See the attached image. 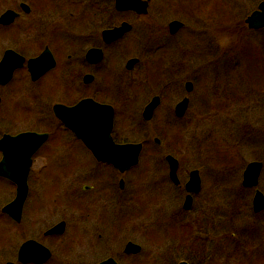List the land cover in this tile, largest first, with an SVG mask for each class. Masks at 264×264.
I'll list each match as a JSON object with an SVG mask.
<instances>
[{
  "label": "flooded vegetation",
  "instance_id": "1",
  "mask_svg": "<svg viewBox=\"0 0 264 264\" xmlns=\"http://www.w3.org/2000/svg\"><path fill=\"white\" fill-rule=\"evenodd\" d=\"M105 1L106 0H99L94 3L96 5V12L94 13L95 17L87 20L83 27L85 33L84 37H79L78 40H76L74 35L77 27L74 20H72L75 13L73 12L74 7L71 0H39L35 2H28L26 0H0V4H3L0 8H4V10L0 11V36L8 41H20V44L21 40H24L23 43L26 44L25 41L29 37L34 40V48H36V53L29 56L23 51L27 48L25 45H21V48L19 47V49L6 48L3 51L1 59L4 58L8 51H13L20 56L24 62L22 67H18L13 71L9 82L0 85L1 91L3 88L10 85L19 73L23 75L22 80H16L15 83L16 88L14 89V93H18V90H21L22 94L17 97V102H10L7 108L0 107V128L3 126L8 127L0 129V142L6 136L16 138L26 133H36L40 135L46 134L48 136L46 141L32 156V165L28 171L29 174L27 178L28 194L26 200L23 202L22 210L20 212V222H17L10 214L4 211V209L16 199L17 185L13 183L11 179L0 176V183L5 185L2 189L6 190L9 187L15 189L14 197L9 198L7 201L4 199L3 195L5 191L0 192V202L5 201L4 205L0 207V227H7V229L4 230V237L2 238L0 235V264H25L20 262L19 255L22 246L27 242H34L35 250L33 247L30 250H26L24 253L25 256L35 253L36 256L42 260L45 257L43 248L50 252L49 259L42 264H100L107 260H113L117 264H120L118 259L121 258V254L123 255V258H138L142 253V247L139 244L129 240L125 243L123 249L121 248L116 252L115 248L119 247L115 245L116 243L119 244V242L115 240V244H112L111 242L109 243L106 239L108 232L105 230H103L106 235L105 239L107 240L104 239L105 246L112 254L100 258L99 260L95 259L98 252L94 249L93 241L86 240L87 252L85 253L86 260H84V262L73 259L72 253L74 252L73 249L75 248V242L73 245H69L71 243L66 245L65 241H63V238L66 237L68 231L72 229L71 227L74 228L80 225H85L83 226V230H86L89 232L90 236H92L91 234H93V232L90 231V229H93L96 214L93 213L94 209L91 208L93 200L91 197H88L83 201L84 206L83 208H80L82 213L77 218L74 209L70 208V203L69 206H67L68 202L66 199H70L71 197H68L65 193L62 196L52 191L55 189V185L59 183V180L57 179L69 178L71 174H74L72 168L75 167L73 163L67 165H63V163H55V166L53 164L55 162V151H58L60 148L62 150L63 148L61 146L70 147L72 145L73 147L74 142H78L84 149L90 152L86 144L77 138L76 134L58 119L59 117L57 116L55 107L63 105L64 107L66 106V108H70L78 105L84 100H92L99 105L111 107L114 113L113 128L110 136L113 143L116 145L141 143L144 148V146L151 140V135H148V138L143 142L130 141L126 138L123 139L120 136V133L117 134L116 132V120L119 117V119H122L121 121H128L135 118L134 115L139 111H141V119L146 125H150L158 117L167 119L173 115L174 118L182 120L187 116L191 104L189 95L193 93L192 91H194V88L196 87V80L194 77L198 76L204 67L203 66L200 70L196 68L192 71L193 67L202 65V61H200V64L196 65L194 62L197 58V51L189 53L188 50L192 49H187L185 47L184 38L187 33L193 34L195 30L199 32H201V30H210L211 33H213L211 37L214 42H216L217 40L215 38L219 37V30L223 29V32H225L223 33V36L225 37L226 34L230 37H238L239 35L243 37H252L254 40L253 45L256 47L258 42L255 41V37L264 34V27L251 28L247 23L249 16L259 10V5L264 0L256 5V8L251 10V12L244 17L243 23L240 21L237 25V21L233 15L228 17L229 20L227 25L220 24V22H213V24H210V28L205 29L201 26H197L199 28H194L196 26H190L186 21L179 19V15H185L189 18L192 17L191 20H196V23H202V19H199L198 16H193L189 10L184 9L181 6L180 1L173 0V2L172 0H167V2L166 0H160L165 1L166 4L171 7L175 15L169 17L168 22H165L162 26L158 25L154 20L153 22H151V20L147 22L150 31L149 46H146L148 45V41H145V39L143 40V38L140 39L138 34L135 37L136 47L142 48V46H144L146 48H142L138 51L137 56L128 58L121 71L118 63L123 62L121 59L122 55L119 53H116L115 55H107L110 51H108V49H112L111 47H114L117 43H120L128 35L133 33L137 24L124 21L131 25V30L116 41L106 42L103 33L120 27L124 22L111 27H108L107 24L104 25L107 22L104 20L105 18L102 14L104 13V10L102 11L101 8L103 6L102 3ZM147 1L149 4L147 15H139L136 12L121 13L118 12L115 7L114 11L118 14H133L138 20L143 18L149 19L151 3L154 1ZM214 1L217 0H211V3ZM251 1L252 0H247L246 3H251ZM233 2L235 1L233 0ZM200 4L204 5L202 0ZM205 4L209 5V0H205ZM34 14H36V21H34L32 26L28 25V19ZM5 15H7V17L3 18ZM175 22L179 23L181 26H179V28L172 27V24ZM192 30H194V32H192ZM144 31L148 32L147 29H144ZM174 44L175 46H178V51H173L171 49V46H174ZM179 51H181V54ZM171 58L175 60L174 66H177L179 70L180 68L183 70L180 71L181 76L176 82L166 79L167 77H170L169 71H171V69L169 63H171ZM34 59L38 60L37 73L39 75L35 81L32 79L29 70V61ZM133 60L136 61L135 64L132 63L130 65L129 63ZM1 61L2 60H0V62ZM166 64H168L167 67ZM140 66L143 68L144 72L140 73L141 75L138 79L137 77L132 79L131 76L138 71ZM26 77L30 79L32 87H36L35 98L38 100L37 109H39V114L44 117L48 116L55 121V127L52 130L28 131L23 128L24 124H27V111L25 109H27V103H29L28 97H32L27 95V86H23L22 88L21 85L23 79H26ZM177 83L184 86L185 96L174 106V108H172V106L166 102V98L169 96L170 92L173 91V88L176 90L178 87ZM261 83V91L254 92L252 95L264 96V79ZM188 84H191L190 91L187 87ZM141 87H144L146 95L150 92L149 101L145 103V96V99L140 102V105L143 102L145 104L143 103L141 108H139V105L137 109L133 110L130 108L129 104H131V101H137L138 96L136 91L141 89ZM179 92L182 93L181 88ZM52 93L59 94L60 96L51 97ZM3 98L4 96L2 97L0 95V106L2 105V102H4ZM185 99L188 101L187 110L183 116H179L177 114V106ZM153 101H156V106L153 109L152 118L146 120L144 116L145 111ZM16 123L19 124V128H16ZM9 126L12 130H10ZM260 134V161H253L261 164V172L259 180H257L258 184L252 188L243 185L244 170H246L248 163L243 170L241 181L242 187L240 186V190H243L245 194H242L241 192L238 196L236 195L238 197L237 199L236 196L233 198L229 197V202H227L229 207L226 209L221 208L219 205V198H216L218 191L213 190H217L219 184V175L217 176L215 173L217 172L218 174V168H221V166L217 165L218 163L211 162L209 165L201 166L200 169H192L191 171H188L187 167L183 166V164H180L178 161L179 163L174 174L175 176L173 177L171 175V163H168L167 161L169 155H167L165 157L167 163H152V165L148 164L139 171L137 170V183H139L140 180L143 182V179L141 178L148 180L147 183L150 196L149 207L152 209L151 206L153 204L154 208L151 211H153V215H155V218L152 216L154 222L151 224V228L161 227V231H164L166 234H169L171 230L174 231V234H177L178 232L175 231L177 230L175 229V225L176 223L179 224V233L177 235L179 237L174 236V238H181L182 240H178H181V242L186 244V247L182 249L183 252H186V257L178 262L179 264L181 262H185V264H218V258L222 260L219 264H237L236 261L239 259L245 264H264V127L260 129ZM153 142L154 145L158 147L162 144V141L159 138H154ZM48 147L55 150L53 153L50 152V163H45L41 167H35L34 157L39 152H46ZM11 149L12 153H17L18 155L19 147H11ZM3 158V151L0 148V162L3 161ZM55 158H58V156L56 155ZM97 164L100 165L99 168H102L105 171V177L102 181L103 184H100L102 186L98 189V192L103 190H113L118 186L117 188L119 189L120 196L127 184V180L125 179L126 175L132 170H135L139 165L121 171L112 163ZM60 167L61 169H56ZM195 171L199 174L200 190L199 192H190L191 190L188 188V183L191 179V173ZM85 176H88L87 172L85 173ZM116 181H118L117 184ZM31 182L35 183V188L32 190L30 186ZM76 189V187L71 189L73 198L78 194ZM81 189L86 193L95 191L94 186L89 185H84ZM257 192H260L262 195L260 203L262 206L258 211L255 209L254 205ZM151 197L153 200H151ZM170 197L177 200L178 208H176L174 213H176L175 216H179V218H174L173 220L175 222L173 223L167 221L165 224H160L156 219V216H164L170 211V207L166 204L171 203L167 201ZM96 198L97 197H95V199ZM189 198L190 206L187 208L185 204H187ZM239 198L245 200L244 202H246L247 206L245 210L240 207L243 205V202L242 200H239ZM80 199L82 198L80 197ZM59 200L63 202L62 205L65 209L66 206L69 208L66 210L69 214H63L62 218L57 222H52L51 219L55 216L59 207ZM80 209L78 210L80 211ZM100 214L102 215V210L100 211ZM221 215H223V217H220ZM4 221H9L10 225H6ZM77 222L79 223L78 225L76 224ZM11 224L21 227L20 234H12ZM45 226L46 229L44 230L43 227ZM112 228H114V225ZM109 232L111 234L113 229H110ZM116 232L117 231H115V233ZM117 234L122 235L119 232H117ZM7 235L10 238L12 235L14 242L7 240ZM152 236L156 238L154 232ZM215 237H220V240H223V243L228 246V253H226V255L223 254L225 255L224 257L206 255L208 254L207 248L210 246L208 244L213 242ZM44 240L50 241L52 244H45L43 243ZM130 243L138 245L141 248L140 252L137 254L127 253L125 248ZM54 244H56V246H54ZM187 245L191 247H187ZM12 246L16 247L14 253ZM31 246H33V244ZM53 247L60 249L61 255H56L57 251H55ZM239 254H243V257H240ZM12 257L15 258V262L10 261ZM26 264L35 263L29 262Z\"/></svg>",
  "mask_w": 264,
  "mask_h": 264
},
{
  "label": "rangeland",
  "instance_id": "2",
  "mask_svg": "<svg viewBox=\"0 0 264 264\" xmlns=\"http://www.w3.org/2000/svg\"><path fill=\"white\" fill-rule=\"evenodd\" d=\"M26 1L35 2L39 0ZM71 1L73 2V12L75 13L72 20H74L77 27L74 36L76 40H78L79 37L83 38L85 35L83 31L84 24H86L88 19L90 20V18L92 19L95 17L96 5L94 3L99 0ZM153 1L154 2L151 3L149 19L143 18L139 20L133 14L116 13L114 11L113 0H106L102 3L103 6L101 9L102 11L104 10L102 14L105 18L104 20L107 22L105 24L103 23L104 25L107 24L108 27H111L124 21L137 24L133 33L128 35L120 43H117L114 47H111L112 49H108V51H110L107 55H115L116 53L122 55L121 59L123 62L118 63L121 71L128 58L137 56L138 51L142 48H146L144 46H142V48L136 47L135 37L138 34L140 39L143 38V40L145 39V41H148V45L146 46H149L150 31L147 22L150 20L153 22L154 20L158 25L162 26L165 22H168L169 17L175 15L171 7H169L165 1ZM177 1H180L181 6L189 10L193 16H198L199 19H202V23H196V20H191L192 17L189 18L185 15H179V19L186 21L190 26H196L194 28H199L201 26L205 29L210 28V24H213V22H220V24L227 25L229 20L228 17L233 15L237 21V25L240 21L243 23L244 17L247 16L251 10L255 9L256 5L263 0H252L251 3H246L247 0H234L235 2H233V0H217L211 3V0H209V5L205 4V0H202L204 5L200 4L201 0ZM0 6H3V4H0ZM1 10H4V8L1 7L0 11ZM34 21H36V14L28 19L27 24L32 26ZM144 29H147L148 32H145ZM219 31V37L215 35L216 42L212 39L211 35H213V33H211L210 30H201V32L196 30L194 32V30H192L194 33H187L184 38L185 47L187 49H192L188 50L189 53L197 51V58L194 63L198 65L200 61H202V65L193 67L192 71L196 68L200 70L204 66L198 76L194 77L197 88L195 87L194 91H192L193 93L189 95L191 104L188 114L184 119L178 120L174 118L173 115L167 119L158 117L153 123L146 125L143 123L140 115L141 111H139L134 115L135 118L128 121H121L122 119H119V117L116 120V132L117 134L120 133L123 139L126 138L130 141L143 142L148 138V135H151V140L144 146L140 155L139 165L135 170H132L126 175L125 179L127 180V184L121 196L119 195L118 186L113 190L98 192V189L102 186L100 184H103L102 181L105 177V171L99 168L100 165L97 164L98 162L92 154L84 149L78 142H74L73 147L72 145L70 147L61 146L63 149L61 150L60 148L58 151L48 147L46 149L48 152H39L34 157L35 167H41L45 163H50L51 153L55 151L54 165L55 163H63V165L73 163L75 165V167L72 168L74 174H71L70 177L66 179H57L59 183L55 185V189L52 191L62 196L65 193V195L71 197L70 199H66L68 202L67 206H69L70 203V208L74 209L77 218L82 213L80 208L84 206L83 201L88 197L93 199L91 208L94 209L93 213L96 214V219H94L93 229H90V231L93 232V234H91L92 236H90L89 232L83 230V226L85 225H80L74 228L71 227L72 229H70L66 237L63 238L66 245L69 243H71L69 245H73L75 242L74 252L72 253L73 259L80 262L86 260V240L93 241L94 249L98 252L95 257L96 260L112 254L105 246L106 239L112 244H115V240L119 242V244L116 243L115 245L119 247L115 248L116 252L121 248L123 249L125 243L129 240L142 247V253L138 258H123L121 254V258L118 259L120 264H179L178 262L185 259L186 252H183L182 249L186 247V244L181 242V238H174V236L179 237L177 236L179 233V224L176 223L175 225V229H177L175 231L178 232L177 234H174L173 230H171L169 234H166L164 231H161V227L151 228L155 215H153V211H151L154 208L153 204L151 206L152 209L149 207L150 196L147 183L148 180L141 178L143 182H141V180L139 183L136 182V179H138V171L141 168L146 167L148 164L152 165V163H167L165 161L167 155L175 157L180 164L187 167L188 171L200 169L201 166L209 165L211 162L218 163L217 165L221 166V168H218V174L217 172L215 173L217 176L219 175V184L217 190H213L218 191L216 198H219V205L221 208L226 209L229 207V205H227L229 197L233 198L236 195L238 196L241 192L245 194L243 190H240L243 170L248 163L260 161L261 157L260 129L264 127V96L252 94L261 91V82L264 79V34L255 37V41L258 42L256 47L253 45L254 40L252 37H243L241 35L238 37H230L228 34H226L225 37L223 36V33H225L223 29ZM80 40L83 41L82 39ZM23 42L24 40H21V44L20 41H8L0 36V60L6 48L19 49L21 45L27 47L26 50L23 51H25L28 56L36 53L34 40L28 37L25 41L26 44ZM171 49L173 51H178V46L174 44V46H171ZM179 53L181 54V51H179ZM201 53L203 54L199 56ZM174 61L175 60L171 58V63H169L171 69V71H169L170 77L166 79L176 82L181 76L180 71L183 70L181 68L179 70L177 66H174ZM167 66L168 64H166V67ZM143 72V68L140 66L138 71L133 74L131 78L134 79L137 77L138 79L141 75L140 73ZM22 76L23 75L19 73L10 85L0 91V95L2 97L4 96V102H2L1 108H7L10 102L16 103L17 97L22 95L21 90H18V93H14L16 80H22ZM21 85L22 88L23 86H27V95L32 96L31 98L28 97L29 103H27V109H25L27 111V124L25 123L23 128L28 131L52 130L55 127L54 119L48 116H41L39 114V109H37L38 100L35 98L36 87H32V83H30L28 77L23 79ZM177 86L176 90L173 88V91L170 92L169 96L166 98V102L170 104L172 108H174L185 96L184 86L180 83H177ZM180 88L182 93L179 92ZM136 92L138 96L137 101H131V104H129L130 108L133 110L138 108L140 102L145 99V96V103L149 101L150 97V92L146 95L144 87H141V89ZM54 96L59 97L60 95L52 93L51 97ZM143 103L139 108L142 107ZM16 124V128H19V124ZM5 128L8 127L3 126L0 129ZM10 130H12L11 127ZM154 138H159L162 141L160 147L154 145ZM56 155L58 158H55ZM56 169H61V167ZM86 172L88 176H85ZM117 183L118 181H116V184ZM84 185L94 186L95 191L89 193L84 192L81 189ZM30 186L31 190L34 189L35 183L31 182ZM4 187L5 185L0 183V192L5 191L3 195L4 199L7 201L9 198L14 197L15 189L8 186L9 188L4 190L2 189ZM74 187L77 188L78 194L73 198L71 189ZM237 196L236 199L238 198ZM80 197L82 199H80ZM95 197L97 198L95 199ZM240 198L239 200L243 202V205L240 207L245 210L247 207L246 202ZM151 200H153L152 197ZM167 201L171 202L169 204L165 201L167 206L170 207V211L164 216H156L160 224H165L167 221L173 223L175 222L173 220L174 218H179V216H175L176 213H174L176 208H178L177 200L170 197ZM4 203L5 201L0 202V207H2ZM62 204L63 202L59 200V207L55 216L51 219L52 222H57L62 218L63 214H69V212L66 211L68 207L66 206L65 209ZM78 209H80V211ZM101 210L102 215L100 214ZM220 217H223V215ZM4 223L10 225L9 221H4ZM76 224L78 225L79 223L77 222ZM11 225L12 234H20L21 227L18 225ZM113 225L114 228H112ZM5 229H7V227H0V235L2 238L4 237ZM43 229L45 230L46 226L43 227ZM110 229H113L111 234L109 232ZM103 230L108 232L106 239ZM115 231L122 235L117 234V232L115 233ZM153 232L156 238L152 236ZM6 239L14 242L12 235L11 238L7 235ZM178 239L181 240L179 241ZM43 243L52 244V242L47 240H44ZM189 245H187V247H191ZM208 245L210 246L207 248L208 254L206 255L224 257L226 253H228V246L223 243V240H220V237H215L213 242ZM54 246H56V244H54ZM53 248L57 251L56 255H61L60 249L57 247ZM15 249L16 247L12 246L13 253ZM239 255L243 257V254ZM10 261L15 262V258L12 257ZM221 261L220 258L217 259L218 264ZM236 263L245 264L240 261V259L237 260Z\"/></svg>",
  "mask_w": 264,
  "mask_h": 264
},
{
  "label": "water",
  "instance_id": "3",
  "mask_svg": "<svg viewBox=\"0 0 264 264\" xmlns=\"http://www.w3.org/2000/svg\"><path fill=\"white\" fill-rule=\"evenodd\" d=\"M115 8L119 12H136L139 15L148 14V1L145 0H115ZM259 10L253 13L247 19V23L251 28L264 27V2L259 5ZM8 15V14H7ZM5 15L3 18L7 17ZM2 18V19H3ZM179 23L175 22L172 27L179 28ZM131 25L128 23H122L120 27L114 28L104 32V40L106 42H113L122 38L126 33L131 30ZM0 62V85H4L11 80L13 71L23 66L24 60L13 51H8L4 58ZM135 60L129 64H135ZM29 70L32 75V79L35 81L38 78V60L29 61ZM191 84H188V90H191ZM157 101V100H156ZM156 101L150 103L145 111V119L150 120L152 118L153 109L156 106ZM188 101L185 99L177 106V114L183 116L187 110ZM57 116L65 126L70 128L76 137L81 139L89 148L98 162L112 163L116 168L121 171L134 167L139 163V155L142 152V144H126L116 145L111 139V130L113 128L114 113L111 107L102 106L96 104L92 100H84L75 107L66 108L63 105L55 107ZM47 135H40L36 133L22 134L16 138H10L6 136L0 142V148L3 151V161L0 162V176L7 177L17 185V197L8 205L4 211L11 215L17 222L21 219V210L23 202L27 198L28 184L27 178L30 167L32 165V156L40 148V146L46 141ZM11 147H19V153L17 155L12 153ZM23 149H22V148ZM168 163H171L172 176L174 177L175 171L178 166V160L173 156L167 157ZM243 185L245 187H255L258 184L261 164L259 162H252L244 170ZM200 178L197 171L191 173V179L188 183L190 192H199L200 190ZM262 195L257 192L255 196L254 205L255 209L260 210ZM190 198L187 200V208H189ZM33 244V246H31ZM34 242H27L21 248L19 260L22 263L34 262L35 264H42L50 257V252L43 248L45 257L41 260L35 253L25 256L26 250L34 248ZM129 254H137L141 248L138 245L130 243L125 248ZM35 250V248H34ZM33 250V251H34ZM32 251V252H33ZM31 252V253H32ZM100 264H117L113 260L103 261ZM180 264H185L182 262ZM187 264V263H186Z\"/></svg>",
  "mask_w": 264,
  "mask_h": 264
}]
</instances>
